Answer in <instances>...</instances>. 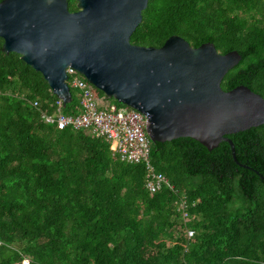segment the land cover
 Listing matches in <instances>:
<instances>
[{"label": "trees", "instance_id": "1", "mask_svg": "<svg viewBox=\"0 0 264 264\" xmlns=\"http://www.w3.org/2000/svg\"><path fill=\"white\" fill-rule=\"evenodd\" d=\"M170 34L238 51L220 87L264 98V0H147L129 40L160 46ZM67 84L60 110L74 114L80 93ZM56 99L38 71L0 49V264H264V124L227 134L243 165L223 140L151 141L166 184L149 192L143 165L102 137L45 123Z\"/></svg>", "mask_w": 264, "mask_h": 264}, {"label": "water", "instance_id": "2", "mask_svg": "<svg viewBox=\"0 0 264 264\" xmlns=\"http://www.w3.org/2000/svg\"><path fill=\"white\" fill-rule=\"evenodd\" d=\"M147 0H0V49L13 51L38 71L65 105L70 66L107 98L146 115L150 141L189 136L207 149L227 134L264 124V98L244 84L220 87L239 59L210 41L190 45L176 34L160 46L139 45L129 36Z\"/></svg>", "mask_w": 264, "mask_h": 264}, {"label": "built area", "instance_id": "3", "mask_svg": "<svg viewBox=\"0 0 264 264\" xmlns=\"http://www.w3.org/2000/svg\"><path fill=\"white\" fill-rule=\"evenodd\" d=\"M66 82L79 90V108L74 114L61 112V100H55V111L41 112L45 123L55 124L57 128L69 126L82 128L87 134L102 137L108 142L112 154L127 162L141 163L144 167V186L149 192L158 190L166 184L164 175L156 171L149 158L150 139L145 132L146 115L129 106L117 105L104 94H94L93 85L79 72L67 66ZM36 105V101H32ZM180 207L183 202L180 201ZM182 215H186L183 210ZM186 234H192L187 230Z\"/></svg>", "mask_w": 264, "mask_h": 264}, {"label": "rangeland", "instance_id": "4", "mask_svg": "<svg viewBox=\"0 0 264 264\" xmlns=\"http://www.w3.org/2000/svg\"><path fill=\"white\" fill-rule=\"evenodd\" d=\"M109 99H110L111 102H113V103H115V104L118 103V102L116 103V101H115L114 99H112V98H109ZM117 105H123V106H124L125 104L118 103ZM125 106H127V105H125Z\"/></svg>", "mask_w": 264, "mask_h": 264}]
</instances>
